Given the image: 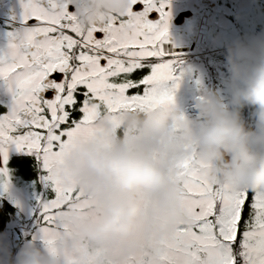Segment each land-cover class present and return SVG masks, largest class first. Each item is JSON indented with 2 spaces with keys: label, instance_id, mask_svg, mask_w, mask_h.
Segmentation results:
<instances>
[{
  "label": "snow or ice",
  "instance_id": "obj_1",
  "mask_svg": "<svg viewBox=\"0 0 264 264\" xmlns=\"http://www.w3.org/2000/svg\"><path fill=\"white\" fill-rule=\"evenodd\" d=\"M132 5L143 7L85 34L72 0H20L24 26L0 37V81L10 95L7 111L0 112V188L8 191L10 148L36 157L45 189L33 213L36 232L55 227L59 212L81 199L61 177L70 146L82 136L97 138L95 124L104 114L118 126L122 111H147L172 100L180 87L175 54L165 47L170 0ZM153 11L158 21L149 19ZM171 80L176 83L165 87ZM172 179L188 220L159 242V264H177L169 250L181 257L178 264H264V190L209 184L190 158L175 165ZM80 264L107 261L103 252L86 251Z\"/></svg>",
  "mask_w": 264,
  "mask_h": 264
},
{
  "label": "clouds",
  "instance_id": "obj_2",
  "mask_svg": "<svg viewBox=\"0 0 264 264\" xmlns=\"http://www.w3.org/2000/svg\"><path fill=\"white\" fill-rule=\"evenodd\" d=\"M82 30L126 16L132 0H72ZM228 94L200 85L194 114L175 99L147 111L125 110L118 126L108 114L97 138L82 136L60 165L62 181L82 195L36 232L7 264H80L100 251L107 264H159L163 238L188 220L175 165L190 158L212 185L264 190V31L226 46ZM251 108L254 122L244 116ZM53 239L54 245L44 243ZM178 262V253L169 250Z\"/></svg>",
  "mask_w": 264,
  "mask_h": 264
},
{
  "label": "flooded vegetation",
  "instance_id": "obj_3",
  "mask_svg": "<svg viewBox=\"0 0 264 264\" xmlns=\"http://www.w3.org/2000/svg\"><path fill=\"white\" fill-rule=\"evenodd\" d=\"M256 6L264 7V0H250V4L247 5H244L243 0H170L169 10L172 15L168 43L165 47L175 54L173 56L175 61L178 57L195 51L199 39H202L206 70L209 73L216 72L227 76L224 67L226 46L248 36L246 34L248 30H251L253 35L263 29L262 22L255 24L252 30L246 20H243L244 15ZM142 7L136 5L134 10H141ZM70 10H74L72 6ZM21 13L20 0H0V37L24 26L21 23ZM149 19L158 21L159 14L153 11ZM226 21L228 23L225 26ZM102 35L98 33L97 37L102 38ZM216 81L218 82V79ZM45 96L48 98L51 93H45ZM8 103L10 95L0 81V112L7 111L5 105ZM2 166L3 162L0 160V167ZM7 168L8 191L4 192L0 188V264H7L10 255H14L34 234V215L24 213L25 211L16 206L18 201L16 182L19 175L27 180L39 181L38 173L42 166L36 157L22 151L18 152L12 147L9 149ZM32 212L34 213V210Z\"/></svg>",
  "mask_w": 264,
  "mask_h": 264
},
{
  "label": "rangeland",
  "instance_id": "obj_4",
  "mask_svg": "<svg viewBox=\"0 0 264 264\" xmlns=\"http://www.w3.org/2000/svg\"><path fill=\"white\" fill-rule=\"evenodd\" d=\"M243 3L244 5L250 4V0H243ZM263 13L264 7L256 6V8L254 7L249 10L248 14L244 15L245 17H243V20H246L252 30H254L252 27L255 26V24L257 25L258 22H262L263 29L261 31H264ZM227 23L228 21L224 23L225 26ZM251 33V30H248L246 34L249 36ZM174 76L179 77L180 83L179 89L175 92V99L180 107V110L185 113L194 114V96L196 94L197 87L200 85L213 90H218L225 95L228 94L227 76L219 75L216 72L209 73L206 70L202 39H199L198 46L195 51L178 57V59L175 60ZM209 79H211L209 82L206 81ZM216 79H218V82ZM197 80L200 81L199 84L196 83ZM174 83H176V80L167 81L165 82V87H172ZM252 120H250V124L254 122ZM42 174L43 170L41 169L38 173L39 181L27 180L19 175L16 182V198L18 199L16 206L29 215H33L32 211L38 206V198L41 197L45 191L44 185L41 183ZM33 230L34 233H36V224L34 225Z\"/></svg>",
  "mask_w": 264,
  "mask_h": 264
},
{
  "label": "trees",
  "instance_id": "obj_5",
  "mask_svg": "<svg viewBox=\"0 0 264 264\" xmlns=\"http://www.w3.org/2000/svg\"><path fill=\"white\" fill-rule=\"evenodd\" d=\"M252 109L251 108H247V109H245V111H244V116H245V118L250 122V120H252V121H254V117L251 115V113H252ZM25 174H27V173H25ZM30 176H28V178H29ZM30 179V178H29Z\"/></svg>",
  "mask_w": 264,
  "mask_h": 264
}]
</instances>
